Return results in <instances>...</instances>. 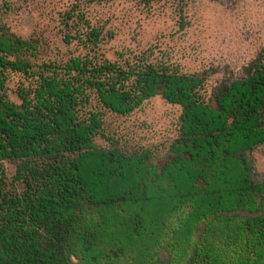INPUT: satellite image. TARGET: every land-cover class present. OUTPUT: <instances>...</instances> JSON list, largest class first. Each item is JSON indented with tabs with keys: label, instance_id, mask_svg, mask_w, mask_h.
<instances>
[{
	"label": "trees",
	"instance_id": "16d2710c",
	"mask_svg": "<svg viewBox=\"0 0 264 264\" xmlns=\"http://www.w3.org/2000/svg\"><path fill=\"white\" fill-rule=\"evenodd\" d=\"M32 49L0 20V160L18 162L23 185L0 183V264H264V179L246 155L264 144L260 57L208 96L206 74L145 58L35 74ZM13 72L35 78L20 103ZM92 94L119 115L159 95L180 105L166 159L97 144Z\"/></svg>",
	"mask_w": 264,
	"mask_h": 264
},
{
	"label": "rangeland",
	"instance_id": "374dc122",
	"mask_svg": "<svg viewBox=\"0 0 264 264\" xmlns=\"http://www.w3.org/2000/svg\"><path fill=\"white\" fill-rule=\"evenodd\" d=\"M0 20L31 39L32 73H52L75 57L125 65L145 58L204 73L208 96L222 83L247 76L264 62V0H0ZM22 72L9 75L8 94L20 103L19 87L34 85ZM88 109L101 110L100 146L127 151L152 149L163 161L179 136L180 105L162 96L146 100L128 115L103 109L92 94ZM255 181L264 179V144L246 152ZM18 162L0 160V183L23 190Z\"/></svg>",
	"mask_w": 264,
	"mask_h": 264
}]
</instances>
